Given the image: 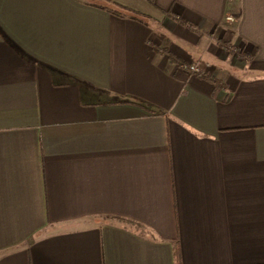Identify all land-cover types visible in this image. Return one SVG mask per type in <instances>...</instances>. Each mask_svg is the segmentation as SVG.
<instances>
[{
  "label": "crops",
  "instance_id": "obj_1",
  "mask_svg": "<svg viewBox=\"0 0 264 264\" xmlns=\"http://www.w3.org/2000/svg\"><path fill=\"white\" fill-rule=\"evenodd\" d=\"M0 264H264V0H0Z\"/></svg>",
  "mask_w": 264,
  "mask_h": 264
},
{
  "label": "built area",
  "instance_id": "obj_2",
  "mask_svg": "<svg viewBox=\"0 0 264 264\" xmlns=\"http://www.w3.org/2000/svg\"><path fill=\"white\" fill-rule=\"evenodd\" d=\"M226 19L232 20V17L228 15V16H226ZM183 66L192 72H199L200 71L199 67L193 63L192 64H184Z\"/></svg>",
  "mask_w": 264,
  "mask_h": 264
},
{
  "label": "trees",
  "instance_id": "obj_3",
  "mask_svg": "<svg viewBox=\"0 0 264 264\" xmlns=\"http://www.w3.org/2000/svg\"><path fill=\"white\" fill-rule=\"evenodd\" d=\"M120 8H122L123 10H126L124 7L120 6ZM110 12L112 13H115V14H118V15H124L125 13L120 11V10H117V9H108Z\"/></svg>",
  "mask_w": 264,
  "mask_h": 264
}]
</instances>
